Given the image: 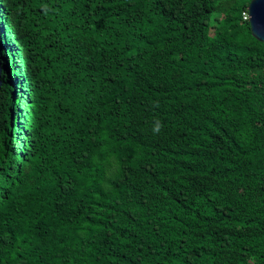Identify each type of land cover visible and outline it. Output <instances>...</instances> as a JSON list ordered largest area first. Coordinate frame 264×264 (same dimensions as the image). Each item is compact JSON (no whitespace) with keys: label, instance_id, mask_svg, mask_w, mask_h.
<instances>
[{"label":"trees","instance_id":"1","mask_svg":"<svg viewBox=\"0 0 264 264\" xmlns=\"http://www.w3.org/2000/svg\"><path fill=\"white\" fill-rule=\"evenodd\" d=\"M251 1L0 0V264H264Z\"/></svg>","mask_w":264,"mask_h":264},{"label":"water","instance_id":"2","mask_svg":"<svg viewBox=\"0 0 264 264\" xmlns=\"http://www.w3.org/2000/svg\"><path fill=\"white\" fill-rule=\"evenodd\" d=\"M248 23L252 37L260 43H264V0H252L247 7ZM0 61V88L1 82Z\"/></svg>","mask_w":264,"mask_h":264},{"label":"built area","instance_id":"3","mask_svg":"<svg viewBox=\"0 0 264 264\" xmlns=\"http://www.w3.org/2000/svg\"><path fill=\"white\" fill-rule=\"evenodd\" d=\"M242 19H243L244 21H248V14H247V12H243V13H242Z\"/></svg>","mask_w":264,"mask_h":264},{"label":"clouds","instance_id":"4","mask_svg":"<svg viewBox=\"0 0 264 264\" xmlns=\"http://www.w3.org/2000/svg\"><path fill=\"white\" fill-rule=\"evenodd\" d=\"M157 125L158 126L154 128V132H158L159 131V127H160L159 122H157Z\"/></svg>","mask_w":264,"mask_h":264}]
</instances>
